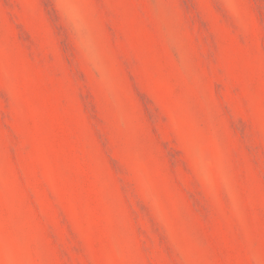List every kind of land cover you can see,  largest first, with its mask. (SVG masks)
Here are the masks:
<instances>
[{
  "label": "rangeland",
  "instance_id": "rangeland-1",
  "mask_svg": "<svg viewBox=\"0 0 264 264\" xmlns=\"http://www.w3.org/2000/svg\"><path fill=\"white\" fill-rule=\"evenodd\" d=\"M0 264H264V0H0Z\"/></svg>",
  "mask_w": 264,
  "mask_h": 264
}]
</instances>
